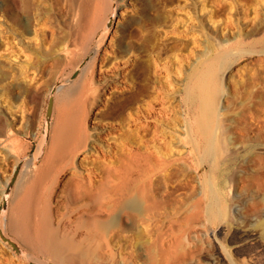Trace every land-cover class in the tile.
Listing matches in <instances>:
<instances>
[{
    "label": "rangeland",
    "instance_id": "obj_1",
    "mask_svg": "<svg viewBox=\"0 0 264 264\" xmlns=\"http://www.w3.org/2000/svg\"><path fill=\"white\" fill-rule=\"evenodd\" d=\"M112 1L0 0V227L26 252L22 256L0 239V264H110L102 257L52 258L35 246L32 234L19 235L12 228L13 211L50 144L48 140L35 161L49 92L57 83L65 85L94 48L99 54L92 80L99 101L88 129L111 136L131 131L125 151L139 147L165 153L170 148L174 158L189 156L154 185L157 200L168 201L144 225L151 239L147 245L160 241L151 247L157 254L150 256L146 243L134 245L126 232L116 242L117 258L122 254L128 264H151L153 257L163 258L153 264H264V0H125L106 33L105 23L86 24L76 33L78 7L97 8L94 13L102 19ZM195 73L211 75L204 87L193 80ZM188 86L215 102L213 121L199 114L197 103L196 111L185 105ZM110 91L122 102L115 110L106 100ZM204 122L222 146L211 170L203 165L206 144L197 131ZM195 144L199 150L186 151ZM79 157L110 160L89 146ZM22 161L7 212L1 215L3 191ZM59 193L56 189L49 199L52 216L74 220L72 200ZM169 246L166 255L161 248Z\"/></svg>",
    "mask_w": 264,
    "mask_h": 264
},
{
    "label": "bare ground",
    "instance_id": "obj_2",
    "mask_svg": "<svg viewBox=\"0 0 264 264\" xmlns=\"http://www.w3.org/2000/svg\"><path fill=\"white\" fill-rule=\"evenodd\" d=\"M103 1L105 2V0ZM124 1L125 0H113L110 2L107 7V12L102 19L96 17L97 14L94 13L95 10L97 11V8L91 9V12L88 10L89 13L87 10L78 7L73 22L76 33L82 31L84 26L90 27V23L91 25L106 23L108 15L110 14V17L111 13L116 11ZM87 12L89 16L86 15ZM97 16H99V14ZM111 19L110 27L115 19V15L112 16ZM86 24L88 25L86 26ZM73 30H75L74 27ZM107 31L108 30L104 33ZM98 54L99 48H94L77 67L76 70L80 72L79 76L72 81L70 78H67L65 85L60 84L56 87L54 99L57 97L58 106L56 108L54 121H52V125H50V144L47 154L42 164L35 166L32 171L33 173L30 174V182L13 211L14 216L12 217H14V220H12V222L14 221V226L12 228L15 227L19 235L24 233L28 237L32 234L34 237L33 240L37 243H34L35 246L38 245L39 248H43L44 251L46 250V252L55 259L61 260L66 257L68 260L78 257V259L80 258V260L84 261L92 257H102L105 259L108 258L110 264H128L126 258L120 256L122 254L117 258L115 253L116 242L127 232L131 233L132 240L134 241V243H132L134 245L144 246L145 243L146 245L151 244V242L149 243L151 240L149 239L150 235L148 236V231H145L148 225L145 228L144 225L150 224L155 215H158L156 211L161 208L160 205H166L168 202H166L167 199L165 197L164 199L166 200H157L155 196L156 193L154 194L155 182L169 170L170 173H172L170 168L174 164H177L176 162L184 161L185 163V160L189 156L185 154L181 155L179 158H174L170 153V148L167 149L168 151L166 150L167 152L165 151V153H159L156 150L142 152L138 149L139 147L130 148L125 151L122 149L123 143L130 140L131 131L127 134H125V132L119 136H111L107 134L108 132H106V134L104 132H98L96 128L88 129V117L99 101V96L97 94L98 88L94 86L92 80ZM81 64L82 66L80 67ZM210 76V74H203L201 76L199 73H195L192 78L202 86ZM184 93L185 96L183 101L186 106H191V108L195 109L194 105L197 103L198 106L196 108H198L199 114L213 121L212 119L216 117L217 109L212 99H208L202 94H196L191 86H188ZM106 100L110 103L111 110H115L122 104L121 99H117L113 91L109 92V96L106 97ZM132 104L139 103L137 100H134ZM184 128L185 127H183V129ZM197 129V131L201 133L200 136L206 144L204 156H206L207 160L205 159L206 161L203 165L211 170L214 166V158L219 155L220 148L222 147H220L221 143L217 140L218 138L216 139L212 130H210L208 123H200ZM134 139L136 138L134 137ZM98 140L103 144H108L109 149L104 148L98 143ZM88 146L91 147V149H97L102 155L105 154L109 156V162L100 158L93 159L92 161H87L85 158L80 159L79 156L82 152H86ZM182 146L183 149L188 148L187 143H183ZM195 150H199L198 144L192 145L189 149H186V151L191 153ZM30 162H32V157L27 159V163ZM94 175H98L100 178L94 180ZM59 185L62 187H59ZM56 189L60 191V196L72 200L76 213L74 220H66L64 217L54 218L52 216L49 199ZM203 194L205 193H202V195ZM188 212L189 211H187V213ZM200 213L198 215H200ZM194 219L196 218H192L191 222L194 221ZM197 219L199 218L197 217ZM172 224L169 225L171 226ZM169 225L166 227L171 228ZM144 231L146 233V238L142 240L145 234ZM4 234L12 241H15L8 236L5 231ZM165 234L166 233L162 235L164 236ZM128 235L129 234H127V237ZM157 236L163 238L161 235ZM158 237L157 239H159ZM155 242L157 244V242L160 241H156L155 239L154 243ZM142 243L143 245H141ZM154 243L152 242V246H150L153 247ZM162 243L163 242H161V244ZM156 244H154V248ZM134 245L130 246L133 248ZM148 245L147 247L145 246V248H148ZM130 246L125 245V248L128 249ZM120 247L122 246L119 245L118 248ZM151 247L148 248V250L151 251L149 252L150 256L156 253ZM163 247L161 250L164 251V254L168 255L170 246L168 248L165 247V249H163ZM117 251L122 252V249L121 251L117 249ZM163 251L161 252L162 254ZM147 252L146 250L145 253ZM166 255L162 257L169 258V256ZM170 257L172 258V255H170ZM150 258L151 257H148V260ZM156 258L158 259L159 257ZM156 258H151L149 262L153 264L152 262H154V259L157 260ZM161 259H158V261ZM158 261L155 263L159 264L160 261Z\"/></svg>",
    "mask_w": 264,
    "mask_h": 264
},
{
    "label": "water",
    "instance_id": "obj_3",
    "mask_svg": "<svg viewBox=\"0 0 264 264\" xmlns=\"http://www.w3.org/2000/svg\"><path fill=\"white\" fill-rule=\"evenodd\" d=\"M115 12L116 11L111 13V16L108 18L107 22L105 23V25L103 27V30H102V34H104V32L106 30L110 29V25H111L110 23H111V20H112L111 18H112V16L115 15ZM82 64L80 65V67L82 66ZM78 74H79V70L74 71L72 73V75L70 76V80L71 81L74 80L78 76ZM60 84L62 85L64 83L55 84L52 87V89L50 90L49 95H48V103H47V108H46L45 117H44V123H43V129H42V139H41L40 147L38 149V153L34 157L35 161L39 160V158L42 156V154H43V152H44V150H45V148L47 146L48 140H49L50 125H51V122H52V113H53V107H54V95H55V92H56V89H57L56 87L58 85H60ZM23 163L24 162L22 161L15 167V169L13 171V174H12V177L10 178V181L7 184L6 189H5L4 193H3L1 215H5L6 212H7L9 198H10V195L12 193L14 184L16 182V179L18 177V174L20 172V169H21V166H22ZM0 238L2 239L3 242L8 244L10 247H12L18 254H20L22 256L26 255V252L22 248V246H20L16 241H12L9 237H6V235L4 234V231H3V229L1 227H0ZM29 262H30V264H40V263H37V262L32 261V260H30Z\"/></svg>",
    "mask_w": 264,
    "mask_h": 264
}]
</instances>
